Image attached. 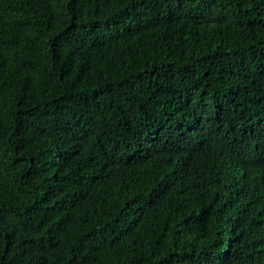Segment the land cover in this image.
Instances as JSON below:
<instances>
[{"label": "trees", "instance_id": "obj_1", "mask_svg": "<svg viewBox=\"0 0 264 264\" xmlns=\"http://www.w3.org/2000/svg\"><path fill=\"white\" fill-rule=\"evenodd\" d=\"M0 264H264V0H0Z\"/></svg>", "mask_w": 264, "mask_h": 264}]
</instances>
